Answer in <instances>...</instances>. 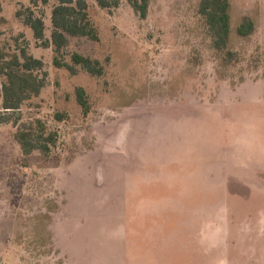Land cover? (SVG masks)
I'll return each instance as SVG.
<instances>
[{
  "label": "rangeland",
  "instance_id": "1",
  "mask_svg": "<svg viewBox=\"0 0 264 264\" xmlns=\"http://www.w3.org/2000/svg\"><path fill=\"white\" fill-rule=\"evenodd\" d=\"M87 1L99 40L69 37L61 56L101 76L57 67L17 16L44 13L51 38L57 0H0V51L41 59L45 84L0 122V264H264V0H229L224 52L201 0H149L146 18ZM18 116L58 132L49 154L24 153Z\"/></svg>",
  "mask_w": 264,
  "mask_h": 264
},
{
  "label": "trees",
  "instance_id": "2",
  "mask_svg": "<svg viewBox=\"0 0 264 264\" xmlns=\"http://www.w3.org/2000/svg\"><path fill=\"white\" fill-rule=\"evenodd\" d=\"M48 3L49 0H42ZM101 8H117L121 0H95ZM134 11L141 18H146L149 10V0H127ZM36 2L35 7L37 6ZM89 3L87 0H57L52 12L53 30L51 38L46 37L44 13L37 14L31 6L25 11L17 12L18 18L29 26L37 41L44 46H54L56 52L55 65L67 67L74 71L75 66H81L93 76L104 74V67L98 59L75 52L71 56L72 64L65 63L62 52L69 44V37L86 36L93 40H99L96 27L89 16ZM199 14L205 21L208 35L213 47L220 52L228 49L231 33V17L229 0H201ZM255 30L252 22L243 21L238 28L242 36L251 34ZM44 62L34 57L26 49L18 52L6 53L0 51V122L11 121L17 110H20L24 102L33 96H38L44 87V81L39 72L43 70ZM78 103L85 115L91 110V103L84 87L76 89ZM57 118L64 120L66 117L58 113ZM17 131L15 138L25 154L35 151L49 154L57 145L59 134L50 130L41 119L32 122H21V117H15Z\"/></svg>",
  "mask_w": 264,
  "mask_h": 264
}]
</instances>
